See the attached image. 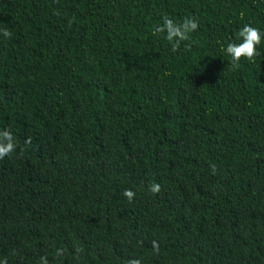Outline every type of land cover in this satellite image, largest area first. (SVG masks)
<instances>
[{"label":"trees","instance_id":"16d2710c","mask_svg":"<svg viewBox=\"0 0 264 264\" xmlns=\"http://www.w3.org/2000/svg\"><path fill=\"white\" fill-rule=\"evenodd\" d=\"M164 15L199 22L176 52ZM245 24L264 0H0V261L264 264V38L225 51Z\"/></svg>","mask_w":264,"mask_h":264},{"label":"clouds","instance_id":"9594fccd","mask_svg":"<svg viewBox=\"0 0 264 264\" xmlns=\"http://www.w3.org/2000/svg\"><path fill=\"white\" fill-rule=\"evenodd\" d=\"M199 28V22L196 17H185L182 21H175L167 15L162 17V23L155 26L153 35L166 34V39L171 43L172 51L179 50L180 45L184 41L190 40V34ZM0 33L6 38H11L12 32L7 28L0 29ZM262 38H264V32L257 27H253L250 24H245L243 28L238 32V43L230 42L226 46V54L231 57V64L234 68L239 67V62L242 58H246L248 61H254V58L260 53L257 51V46L261 44ZM25 144H31V138L29 137ZM17 144L15 138L10 129L0 130V160L6 156H10L13 152H16ZM20 156L23 155V150L20 151ZM213 173L216 171L215 165H210ZM160 185L152 183L149 185V191L153 194L160 192ZM123 195L129 202L135 198L136 193L131 189H125ZM153 249L156 253L159 252V244L157 241H152ZM77 253L82 249L77 248ZM56 256L60 257L64 255L63 249H57ZM79 258V257H77ZM0 264H7V259L0 261ZM40 264H49L48 258L42 256L40 258ZM127 264H141L139 259H131Z\"/></svg>","mask_w":264,"mask_h":264}]
</instances>
